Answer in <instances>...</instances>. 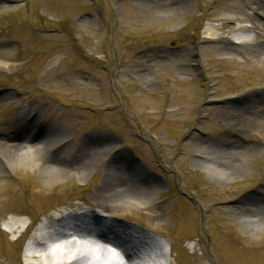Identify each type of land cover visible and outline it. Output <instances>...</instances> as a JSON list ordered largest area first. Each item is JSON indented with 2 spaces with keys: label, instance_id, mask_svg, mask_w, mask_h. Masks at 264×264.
<instances>
[{
  "label": "rangeland",
  "instance_id": "rangeland-1",
  "mask_svg": "<svg viewBox=\"0 0 264 264\" xmlns=\"http://www.w3.org/2000/svg\"><path fill=\"white\" fill-rule=\"evenodd\" d=\"M263 2L0 0V138L53 136L39 162L58 154L63 169L42 178L13 164L0 194L13 178L25 192L0 211L24 212L30 229L72 211L88 213L92 229L106 212L161 245L163 264H264V56L231 46L233 31L203 34L233 17L264 45L253 28ZM80 155L87 165L75 170ZM86 242L96 245L79 264L109 263L97 237ZM116 253L113 264H129Z\"/></svg>",
  "mask_w": 264,
  "mask_h": 264
},
{
  "label": "bare ground",
  "instance_id": "bare-ground-1",
  "mask_svg": "<svg viewBox=\"0 0 264 264\" xmlns=\"http://www.w3.org/2000/svg\"><path fill=\"white\" fill-rule=\"evenodd\" d=\"M257 12H259L257 15L264 17V2L257 9ZM215 22H217L216 25L207 24L205 26L203 34L206 38L220 40L224 38L226 31H233L235 40H228L231 46L237 48L239 45L248 44L253 47V51L257 55L264 56V45H254L251 42L252 39L245 40V35L241 34V30L238 27L240 21L237 18L221 17L216 19ZM253 28L261 36L264 24H254ZM262 120L264 121V118ZM21 131L18 129L13 137L0 138V176L11 168L13 164L26 165L32 169L38 167L43 175L42 178H47V175L63 171L61 167L55 164L62 161L58 154L53 160L49 159L39 162V157L42 155V146L40 147L42 142L49 140V150H54L53 144H57L59 141L55 140L53 136L47 135L42 138V142L39 141V143L32 144L31 141L36 139V135L35 138L32 135L26 137L28 132L24 135ZM7 141H12L14 143L13 146H7ZM237 148L239 147L232 143L228 150L225 149L229 154H234L237 152ZM75 161V170L78 169L77 165L80 166L79 169L87 165L83 155L77 157ZM211 169L218 175L224 174L215 167H211ZM72 170V168L69 169L70 172ZM113 170L118 169L113 168ZM10 183L16 188L14 187L12 190L1 193L0 204L3 201L10 200L14 195H24L25 185L21 184L20 179L13 178ZM113 187L118 188V184H113L108 189H105L104 193L108 195L110 192L112 196L115 193L112 189ZM114 202L124 205V200L121 197L118 200L116 198ZM99 204L102 203L99 202ZM111 217L113 215H108L104 212L100 218L94 221L98 225L90 229L87 222L88 213L72 211L64 215H46L44 222L30 229L32 221L28 215L13 207H6L0 211V264H9L10 260L14 261L15 264H79L81 261H88V247L96 245L87 242V244H84L83 242L88 238L94 239L96 237L102 245L99 247L98 252L110 258L107 264L115 262L117 250L126 256L129 264H146V261L150 259L152 261L154 259L153 253L150 251L143 236L134 228L117 223L110 219ZM22 218H26L29 222L23 225ZM103 224L106 226L104 225V228L101 229ZM28 231H30L29 237L24 249L13 256L11 251H9L10 244L24 236ZM66 260L70 261L66 263ZM161 262V264L165 262L164 252L161 255Z\"/></svg>",
  "mask_w": 264,
  "mask_h": 264
}]
</instances>
